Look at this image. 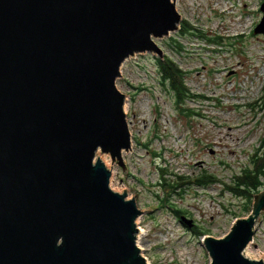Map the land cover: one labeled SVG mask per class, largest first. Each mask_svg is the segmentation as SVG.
<instances>
[{
  "label": "water",
  "instance_id": "water-1",
  "mask_svg": "<svg viewBox=\"0 0 264 264\" xmlns=\"http://www.w3.org/2000/svg\"><path fill=\"white\" fill-rule=\"evenodd\" d=\"M181 21L176 0H0V264H146L136 220L153 210L114 192L100 157L126 173L120 67L163 59L155 40ZM262 213L264 191L225 236L202 237L210 264H264L244 256Z\"/></svg>",
  "mask_w": 264,
  "mask_h": 264
},
{
  "label": "rangeland",
  "instance_id": "rangeland-1",
  "mask_svg": "<svg viewBox=\"0 0 264 264\" xmlns=\"http://www.w3.org/2000/svg\"><path fill=\"white\" fill-rule=\"evenodd\" d=\"M263 3L176 0L181 20L197 30L185 37L177 31L155 43L186 73V87L196 96L186 101L182 113L159 83L157 56L138 54L120 67L116 87L126 96L131 135V152L122 155L126 173L109 156L100 159L111 169L114 192L125 189L139 210H153L136 220V245L147 264H210L200 239L222 238L236 219L247 216L244 201L229 194L227 185L252 166L256 155L264 156V35L253 34ZM215 36L218 45L208 42ZM171 39L183 48L178 51ZM160 169L170 181L173 175L204 172L219 180L207 188L182 186L171 194L170 204L187 212L182 217L195 227L188 229L167 206L159 205ZM245 253L264 262V213Z\"/></svg>",
  "mask_w": 264,
  "mask_h": 264
},
{
  "label": "trees",
  "instance_id": "trees-1",
  "mask_svg": "<svg viewBox=\"0 0 264 264\" xmlns=\"http://www.w3.org/2000/svg\"><path fill=\"white\" fill-rule=\"evenodd\" d=\"M192 30H197L188 24L186 21H181L180 32L181 37L192 36ZM175 42L180 51L183 47L178 41L171 39ZM209 43L218 45V37L208 39ZM157 71L159 74V83L163 89L172 96L175 109L182 113L184 111L183 105L189 99L194 98L190 90L185 84L186 73L170 58L163 56V59H156ZM196 97V96H195ZM264 143V140H263ZM154 157L158 155L153 153ZM253 164L250 167L243 168L238 174L234 175L230 185H227V191L234 197L240 198L244 201V213L248 215L251 211V203L253 195L262 191L264 187V156L257 157L252 160ZM162 177L158 181V188L161 189L162 195L157 196L159 205L167 206L170 211L180 219L182 215L187 212L174 208L169 201L171 194L179 192L182 186L194 185L197 188H207L211 185L218 184L219 180L216 176L200 173L194 177L173 175L172 181L163 177L164 170L160 169ZM182 191V190H181Z\"/></svg>",
  "mask_w": 264,
  "mask_h": 264
},
{
  "label": "bare ground",
  "instance_id": "bare-ground-1",
  "mask_svg": "<svg viewBox=\"0 0 264 264\" xmlns=\"http://www.w3.org/2000/svg\"><path fill=\"white\" fill-rule=\"evenodd\" d=\"M228 10H230V9L228 8ZM125 104H126V101H125L124 104H123V111H124V106H125ZM124 113H125V112H124ZM101 161H102V160H101ZM105 167H106V166H105ZM106 168H107V167H106ZM126 199L129 200V199L127 198V196H126ZM246 249H247V248H246ZM246 249H245V250H246ZM245 250H244V256L247 258V256H246L247 254L245 253ZM249 255H250V254H249ZM145 261H146V259H145ZM146 264H147V263H146Z\"/></svg>",
  "mask_w": 264,
  "mask_h": 264
},
{
  "label": "flooded vegetation",
  "instance_id": "flooded-vegetation-1",
  "mask_svg": "<svg viewBox=\"0 0 264 264\" xmlns=\"http://www.w3.org/2000/svg\"><path fill=\"white\" fill-rule=\"evenodd\" d=\"M194 226V225H193ZM195 227V226H194Z\"/></svg>",
  "mask_w": 264,
  "mask_h": 264
}]
</instances>
